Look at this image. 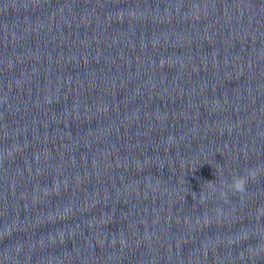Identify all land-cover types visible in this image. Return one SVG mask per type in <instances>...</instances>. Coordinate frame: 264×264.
<instances>
[{"label":"water","instance_id":"1","mask_svg":"<svg viewBox=\"0 0 264 264\" xmlns=\"http://www.w3.org/2000/svg\"><path fill=\"white\" fill-rule=\"evenodd\" d=\"M0 264H264V0H0Z\"/></svg>","mask_w":264,"mask_h":264},{"label":"clouds","instance_id":"2","mask_svg":"<svg viewBox=\"0 0 264 264\" xmlns=\"http://www.w3.org/2000/svg\"><path fill=\"white\" fill-rule=\"evenodd\" d=\"M260 169L258 168H249L246 170V175L236 174L232 176L231 181H224V186L228 187L229 190L233 192L243 193L246 190V185L249 180L254 179L258 175Z\"/></svg>","mask_w":264,"mask_h":264}]
</instances>
